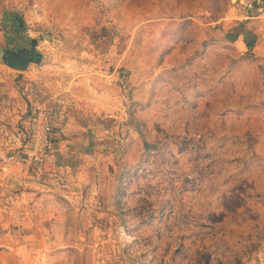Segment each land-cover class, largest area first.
<instances>
[{
  "label": "rangeland",
  "instance_id": "1",
  "mask_svg": "<svg viewBox=\"0 0 264 264\" xmlns=\"http://www.w3.org/2000/svg\"><path fill=\"white\" fill-rule=\"evenodd\" d=\"M10 13L121 97L97 225L51 264H264V0H0V31Z\"/></svg>",
  "mask_w": 264,
  "mask_h": 264
},
{
  "label": "crops",
  "instance_id": "2",
  "mask_svg": "<svg viewBox=\"0 0 264 264\" xmlns=\"http://www.w3.org/2000/svg\"><path fill=\"white\" fill-rule=\"evenodd\" d=\"M19 19L22 27L15 35L9 23L8 31H0V48L13 39L31 38L24 19ZM45 33L40 32L42 38ZM34 39L38 59L25 70L12 72L0 62V134L7 135L12 125L9 139L16 141L18 154L4 156L8 146L0 137V264H51L59 260L57 250L71 242V230L96 227L98 208L93 202L105 195L103 183L113 160L111 124L123 113L111 80L114 69L46 61L48 50L39 52ZM40 107L60 111L62 120L51 130L46 160L37 167L21 154L17 136L23 129L14 127L23 128L24 118ZM5 196L10 199L6 203Z\"/></svg>",
  "mask_w": 264,
  "mask_h": 264
},
{
  "label": "built area",
  "instance_id": "3",
  "mask_svg": "<svg viewBox=\"0 0 264 264\" xmlns=\"http://www.w3.org/2000/svg\"><path fill=\"white\" fill-rule=\"evenodd\" d=\"M61 120V112L50 107L37 108L27 116L23 135L18 138L25 159L37 165L44 164L50 147V132Z\"/></svg>",
  "mask_w": 264,
  "mask_h": 264
},
{
  "label": "water",
  "instance_id": "4",
  "mask_svg": "<svg viewBox=\"0 0 264 264\" xmlns=\"http://www.w3.org/2000/svg\"><path fill=\"white\" fill-rule=\"evenodd\" d=\"M48 37H50V35L48 33H45L44 38ZM29 40L31 42L29 46L32 47L33 50L36 44V40L34 38H30ZM37 59V56H33V51H11L0 48V62L14 70H25L30 62H35L37 61Z\"/></svg>",
  "mask_w": 264,
  "mask_h": 264
},
{
  "label": "flooded vegetation",
  "instance_id": "5",
  "mask_svg": "<svg viewBox=\"0 0 264 264\" xmlns=\"http://www.w3.org/2000/svg\"><path fill=\"white\" fill-rule=\"evenodd\" d=\"M9 24H10V29L13 31L14 35H15V32L18 33L19 30L21 29V20L19 19V16L17 14H11L10 17H9ZM14 38V37H13ZM28 39V38H27ZM24 40L23 39H20V40H16V39H13L15 42H11L10 44H8L9 46H7L6 48H4V50H11V51H16V50H23V51H33V56H37V51L35 50V46L32 50V47H30V40L28 39V41Z\"/></svg>",
  "mask_w": 264,
  "mask_h": 264
},
{
  "label": "trees",
  "instance_id": "6",
  "mask_svg": "<svg viewBox=\"0 0 264 264\" xmlns=\"http://www.w3.org/2000/svg\"><path fill=\"white\" fill-rule=\"evenodd\" d=\"M228 38H230V39H234L235 36H234V35H233V36H230V35H229ZM245 44H246L248 50L250 51V49L253 47V40H252V39L246 40V41H245Z\"/></svg>",
  "mask_w": 264,
  "mask_h": 264
}]
</instances>
